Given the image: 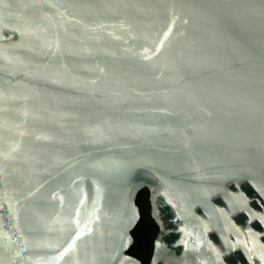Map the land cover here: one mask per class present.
Masks as SVG:
<instances>
[{"label":"water","instance_id":"1","mask_svg":"<svg viewBox=\"0 0 264 264\" xmlns=\"http://www.w3.org/2000/svg\"><path fill=\"white\" fill-rule=\"evenodd\" d=\"M264 264V0H0V264Z\"/></svg>","mask_w":264,"mask_h":264},{"label":"trees","instance_id":"2","mask_svg":"<svg viewBox=\"0 0 264 264\" xmlns=\"http://www.w3.org/2000/svg\"><path fill=\"white\" fill-rule=\"evenodd\" d=\"M137 205L141 213V220L133 231L135 244L130 249L129 254L139 259L142 264H151L159 226L151 214L149 190H144L140 193L137 198Z\"/></svg>","mask_w":264,"mask_h":264}]
</instances>
